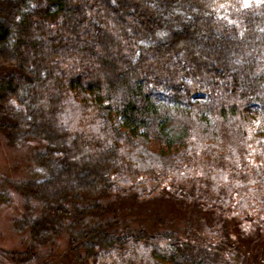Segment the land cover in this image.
<instances>
[{
  "label": "trees",
  "instance_id": "1",
  "mask_svg": "<svg viewBox=\"0 0 264 264\" xmlns=\"http://www.w3.org/2000/svg\"><path fill=\"white\" fill-rule=\"evenodd\" d=\"M198 91L204 101L192 100ZM254 103L264 108V0H0V132L11 147L34 146L36 165L18 184L32 240L0 249V261L239 264L224 251L190 255L169 234L120 233L103 202L177 191L206 212L205 240L220 231L217 246L231 247L230 229L216 225L230 217L240 237L248 212L264 216ZM260 215L242 237L264 260ZM61 231L72 262L34 245Z\"/></svg>",
  "mask_w": 264,
  "mask_h": 264
},
{
  "label": "rangeland",
  "instance_id": "2",
  "mask_svg": "<svg viewBox=\"0 0 264 264\" xmlns=\"http://www.w3.org/2000/svg\"><path fill=\"white\" fill-rule=\"evenodd\" d=\"M191 98L195 101H204L206 94L199 91L194 92ZM253 106L257 110H261L264 119V108L256 103ZM102 111L107 113L108 109L104 108ZM137 139L144 144L148 142L143 135H139ZM34 148V146L11 147L5 136L0 132V249L2 250H22L32 240L28 234V229L21 230L20 228L23 225L20 220L27 213V209L18 184L35 174L36 167L34 166L36 165L31 160ZM176 192L165 190L143 200H136L127 194L110 196L103 202L104 219L111 222L113 229L124 234L135 233V231L142 229L147 233L169 234L171 241L179 239L182 243H186L187 253L190 255L208 259L213 258L214 254L217 255L216 253H218L220 255L224 251L225 255H220V257H230L232 262L238 260L239 264H264L261 262H264L263 259H255L256 256L251 255V252L249 253L242 237L254 228L253 225H259L257 215L260 214H257L258 212H255V210L250 211L248 212L250 219L236 223L239 225V229L243 230H241L240 237H238L230 217L225 223L220 222L216 225L228 227L231 231L228 238L232 246L226 244L218 247L217 240L224 241L220 231H217L216 239H208L209 242L205 240L201 233L204 225H211L210 220H207L205 216L206 212L198 210ZM31 205L33 207L28 210V215H37L40 210L39 204L31 202ZM234 213L233 211L228 212L229 216ZM260 217L264 218L263 215H260ZM260 225L263 229L264 221ZM68 237L66 232L61 231L53 238V241H34V245L52 261L72 262L73 256L66 252ZM0 264L10 263L0 261Z\"/></svg>",
  "mask_w": 264,
  "mask_h": 264
}]
</instances>
